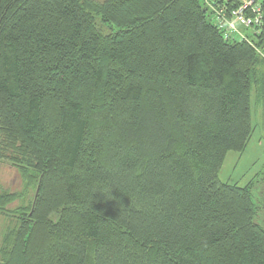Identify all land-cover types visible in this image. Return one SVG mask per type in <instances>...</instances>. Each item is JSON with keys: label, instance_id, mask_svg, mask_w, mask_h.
Returning <instances> with one entry per match:
<instances>
[{"label": "trees", "instance_id": "16d2710c", "mask_svg": "<svg viewBox=\"0 0 264 264\" xmlns=\"http://www.w3.org/2000/svg\"><path fill=\"white\" fill-rule=\"evenodd\" d=\"M258 1L230 40L208 0H0V264H264V191L219 178L264 92Z\"/></svg>", "mask_w": 264, "mask_h": 264}, {"label": "rangeland", "instance_id": "374dc122", "mask_svg": "<svg viewBox=\"0 0 264 264\" xmlns=\"http://www.w3.org/2000/svg\"><path fill=\"white\" fill-rule=\"evenodd\" d=\"M103 1V0H96ZM107 28L103 27V30ZM242 29V28H241ZM244 32L250 33L249 28ZM260 103H256V93L252 96V117L255 130L249 141L247 149L243 153L231 150L227 153L219 172L222 181L238 183L244 186L251 181L255 182L253 198L262 207L261 192L264 191V183L261 180L264 176V96H260ZM23 188V179L18 169L8 161L0 160V194L3 192H20ZM18 201L8 205L10 209L18 205ZM262 219V214H258ZM258 221V220H257ZM8 219L0 212V241L2 234L8 226Z\"/></svg>", "mask_w": 264, "mask_h": 264}, {"label": "built area", "instance_id": "2783aa9c", "mask_svg": "<svg viewBox=\"0 0 264 264\" xmlns=\"http://www.w3.org/2000/svg\"><path fill=\"white\" fill-rule=\"evenodd\" d=\"M208 6L213 21L230 40L245 39L241 28H256L263 17L262 5L258 0H208Z\"/></svg>", "mask_w": 264, "mask_h": 264}, {"label": "crops", "instance_id": "0c3cea01", "mask_svg": "<svg viewBox=\"0 0 264 264\" xmlns=\"http://www.w3.org/2000/svg\"><path fill=\"white\" fill-rule=\"evenodd\" d=\"M261 95H263V96H264V92H263ZM259 103H260V101H259ZM262 113H264V108H263V111H262Z\"/></svg>", "mask_w": 264, "mask_h": 264}]
</instances>
